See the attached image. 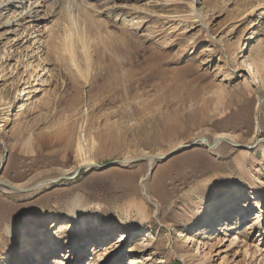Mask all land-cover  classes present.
Segmentation results:
<instances>
[{
    "label": "rangeland",
    "instance_id": "374dc122",
    "mask_svg": "<svg viewBox=\"0 0 264 264\" xmlns=\"http://www.w3.org/2000/svg\"><path fill=\"white\" fill-rule=\"evenodd\" d=\"M11 3L0 0V125L9 119L0 128V181L28 191L0 186V264H126L130 243L150 247L134 255L137 264L171 251L166 264H199L210 253L205 264H247L241 245L220 240L264 249L255 219L264 209V145L209 152L202 144L152 169L145 159L85 167L36 187L84 160L165 156L222 133L243 146L262 140L264 0ZM234 191L241 202L228 209ZM205 202L222 203L218 219L195 216ZM92 214L97 229L83 224Z\"/></svg>",
    "mask_w": 264,
    "mask_h": 264
},
{
    "label": "bare ground",
    "instance_id": "6f19581e",
    "mask_svg": "<svg viewBox=\"0 0 264 264\" xmlns=\"http://www.w3.org/2000/svg\"><path fill=\"white\" fill-rule=\"evenodd\" d=\"M11 1L12 0H5V2H7V3H11ZM19 1V4H20V2L22 1V0H13V2L11 3V4H15L16 2H18ZM193 6V5H192ZM194 7V6H193ZM197 15V14H196ZM198 16V15H197ZM157 22H159V23H162V21L164 20L163 19V17H161V16H157ZM249 67H250V69H252L253 67H252V65H251V63L250 62H248V64H247ZM252 67V68H251ZM249 70V69H248ZM31 72H32V75H34L33 77L32 76H30L32 79H31V81L34 83L32 86H36L37 85V83H35L36 82V77L38 76V74H39V72H38V66L37 65H35V64H33L32 65V63H31ZM32 89L30 90V92L29 93H35L36 92V89H34V87H31ZM24 93L22 92V90H19L18 91V93L16 94V96L13 98V99H16V98H18L20 95L22 96ZM2 109H6V110H11L12 108H13V103H12V101H8L7 99H4V100H2ZM6 107V108H3V107ZM2 120H1V122L3 123V124H1L0 125V128H1V126L2 125H4L5 123H7V121H9V119L7 118V117H3V118H1ZM6 125V124H5ZM214 140H217V146L216 145H214V143H213V141ZM206 143L207 144H204V143H202L203 145H204V147H205V149H207V151H209V152H213L214 150H216L217 149V147L221 144V143H227L228 145H233V144H237L236 142H235V137L233 136V135H229V134H217L214 138H212V139H210V140H207V138H206ZM201 144V145H202ZM80 150H81V148L80 147H78ZM153 156H163V155H149V154H141V157L140 158H145V161H148V166H149V169H152L155 165H156V163H157V160H155V159H152V157ZM139 159V158H138ZM125 160H130V159H125ZM125 160H123V161H125ZM96 163L95 162H92L91 160H84V161H82V163H81V165L80 166H86L87 168H90L91 166H93V165H95ZM80 168V167H79ZM39 184H46V183H44L43 181L41 182V183H38V184H36V187H38L39 186ZM13 187H15L16 189H18V190H21V191H19V192H26V191H28V190H24L23 188H25V187H23V186H13ZM40 188V187H39ZM233 192V191H232ZM234 195H235V197H234V195L233 194H229L228 196H226V198L225 199H229V198H232V197H234V198H232V200L230 201V206H229V208L228 209H231L230 207H232L233 209L235 208V204L238 202V204H239V202H241V195H239L237 192H235L234 191ZM254 193V191H251V193L250 194H253ZM243 198H246L247 199V196L245 197H243ZM234 199V200H233ZM221 202H216V203H212V204H210V203H208V202H205L204 203V205L200 208V209H197L196 210V213H195V216H202V215H204V213H206V212H209L210 211V213L212 214V215H214L215 216V214H213L214 212H216V210L217 209H214V207H219V206H221ZM153 206H155L156 207V205H154L153 204ZM156 208H158V207H156ZM136 211H137V214H138V216L139 217H141V219L142 220H144V219H146V218H148V214H147V211H146V208H144V207H140V206H137V208H136ZM97 213V216H96V218L98 219V216L100 217V215H98V212H96ZM95 213V214H96ZM226 213H228V211L226 212ZM93 216H94V214H92V215H90L89 217H87L86 219H88L87 221H84L83 222V224L84 225H90V228L91 227H96L97 226V224H98V222L96 223L95 222V220H97L96 218H93ZM218 215L216 214V216H215V218L216 219H218V217H217ZM257 217L255 218V219H257V222H256V225H258L260 228H262L263 230H264V209H262V208H258V212H257V215H256ZM44 218H42V222H44L45 220H43ZM241 221V218L240 219H237V218H235V222H234V224L236 223V222H240ZM82 224V225H83ZM53 225V224H52ZM130 226V225H129ZM38 227V226H37ZM53 228H57V226H54ZM131 228H132V226H131ZM95 229H97V227L95 228ZM257 231H258V228H257ZM75 235V232H73V229L71 230V232H70V234H69V240L73 237ZM264 235V234H263ZM52 236H50V238H51ZM186 237V236H185ZM121 241H123V239L121 240ZM228 241H230L229 242V245H232V246H234V247H236V246H239V245H241V247L242 248H244V252H245V258H244V260L246 259V257L247 256H249V258H250V261H249V263H247V264H264V249L261 251V250H259V249H257V245L255 246V245H253V244H248V243H246L245 241H240V240H238V239H232V240H226L225 241V239H221L220 240V246L222 247V246H224L223 245V242H228ZM68 242H70V241H68ZM46 243V242H45ZM218 243V244H219ZM37 244H33V245H29V246H36ZM68 245H70V243H67V245H66V243H65V245H63L62 247H67ZM45 247H47V246H44L43 247V249L45 250L46 248ZM93 250H95V249H93ZM180 250V252L182 251V249H179ZM41 251V250H40ZM39 251V252H40ZM69 251V250H68ZM77 250H73V252L75 253ZM97 251V250H96ZM150 251V247L147 245V244H140V243H130L129 245H128V247H127V251H125V253L124 254H126V257H125V255H123V257H125V259L123 260V262L124 263H126V264H137L136 263V261H135V259H136V257H134V255L135 256H141V255H143L144 253H148ZM259 251H261V253L260 254H258L257 252H259ZM35 252V251H34ZM99 252V251H98ZM32 253H33V251H32ZM122 254V253H121ZM175 254H176V252H168V254H167V258H165V257H161L160 258V260H159V262H158V264H166L167 263V261H168V259H174L175 258ZM238 255H240V252H238L237 253ZM47 255V254H46ZM129 255V256H128ZM51 258V257H50ZM67 258H68V255H66V257L64 258V260H67ZM205 259H203V261L202 262H200L199 264H205L206 262H209L210 260H212V253H210V254H208L207 256L205 255V257H204ZM138 259V258H137ZM136 259V260H137ZM151 259V258H150ZM43 261H42V259L41 260H39V262H38V264H45V263H42ZM46 262H48L49 263V260L48 261H46ZM55 262L56 261H54V264H55ZM92 262H93V259H92ZM99 262H103L102 260H100ZM47 263V264H48Z\"/></svg>",
    "mask_w": 264,
    "mask_h": 264
},
{
    "label": "water",
    "instance_id": "95a60500",
    "mask_svg": "<svg viewBox=\"0 0 264 264\" xmlns=\"http://www.w3.org/2000/svg\"><path fill=\"white\" fill-rule=\"evenodd\" d=\"M202 143L207 144L205 137L199 138V139L195 140L194 142H192L190 144H186L185 146L179 147L178 149L171 151V153H169V154H167L165 156H162V157L161 156H156V157H152V159L157 160V162L167 161L174 154L179 153L180 151H187V149H191V148L197 147L198 145H201ZM213 143H214V145L217 146V140H214ZM260 145H264V138L262 140L261 139H255L254 143L252 145H248V146L239 145L238 143L237 144H233L231 146H234V147H236L238 149H242V150H247L248 151V150H254ZM144 159L145 158H141V159L139 158V159H133V160H125V161H123V160L113 161V162H110V164L106 165V166H100V165H96L95 164V165L91 166L90 168L100 167V168L108 169L111 166H116L118 164L121 165L122 167H126V166H130L132 164H135V163H139V162H141ZM85 167L86 166H80V168L76 169L72 173L71 176H66L65 175L64 177H61V178L49 179L48 181H43V182L46 183V184L57 185L58 182L63 181V180H73L79 175L80 171L82 169H84ZM2 169H3V165L1 164L0 171H2ZM0 186L1 187L4 186V187L12 190L13 192H17V193H19V191H21V190H18L16 188L10 186L9 184H7L4 181L3 182L0 181Z\"/></svg>",
    "mask_w": 264,
    "mask_h": 264
}]
</instances>
